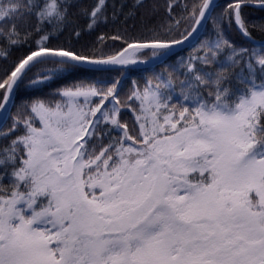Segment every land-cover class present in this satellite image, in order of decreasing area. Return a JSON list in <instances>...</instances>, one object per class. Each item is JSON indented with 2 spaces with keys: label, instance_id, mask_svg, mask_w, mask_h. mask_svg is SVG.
<instances>
[{
  "label": "snow or ice",
  "instance_id": "6c2138e0",
  "mask_svg": "<svg viewBox=\"0 0 264 264\" xmlns=\"http://www.w3.org/2000/svg\"><path fill=\"white\" fill-rule=\"evenodd\" d=\"M0 264H264V0H0Z\"/></svg>",
  "mask_w": 264,
  "mask_h": 264
}]
</instances>
